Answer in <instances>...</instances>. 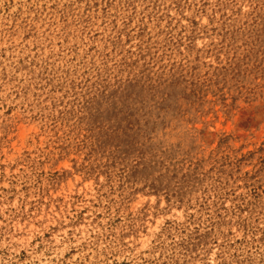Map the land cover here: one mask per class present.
I'll use <instances>...</instances> for the list:
<instances>
[{
	"label": "rangeland",
	"instance_id": "rangeland-1",
	"mask_svg": "<svg viewBox=\"0 0 264 264\" xmlns=\"http://www.w3.org/2000/svg\"><path fill=\"white\" fill-rule=\"evenodd\" d=\"M0 264H264V0H0Z\"/></svg>",
	"mask_w": 264,
	"mask_h": 264
}]
</instances>
